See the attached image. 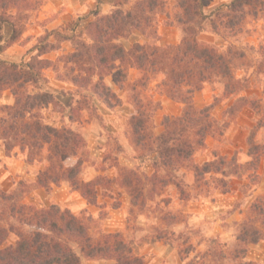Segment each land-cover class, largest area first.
Listing matches in <instances>:
<instances>
[{
    "label": "trees",
    "instance_id": "trees-1",
    "mask_svg": "<svg viewBox=\"0 0 264 264\" xmlns=\"http://www.w3.org/2000/svg\"><path fill=\"white\" fill-rule=\"evenodd\" d=\"M176 2L180 13L176 14L175 20L183 37L175 45L158 44L154 15L162 4L160 0H137L129 9L116 1L107 14L99 11L102 0H95L96 8L89 13L92 20L83 31H76L80 17L64 28L45 31L31 48L34 56L23 66L0 59V91L9 89L14 98L13 105L0 107V141L5 154L19 147L26 151V161L31 163L44 148L47 149V165L37 173L33 182L21 180L9 193L0 192V264H83V259L144 264L119 232L94 237L88 225L68 209L57 204L37 207L22 201L35 188L49 191L52 185L66 182L88 204L95 205L101 183L114 181L101 175L83 180L80 177L81 156L75 164L65 165L69 158L77 157L85 150V139L70 125L56 127L43 120L42 109L62 105L53 93L43 89V71L52 62L41 57L56 51L62 42H69L74 48L65 56L73 65L70 82L77 88L91 91V95L78 91V99L66 106V118L70 124L78 122L83 111L96 115L93 98L108 109L121 104V99L105 84V77H110L119 90L129 89L131 92L135 109L129 118L132 137L137 146L157 157L152 175L132 168L120 172L119 184L132 204L143 194H152L157 183H172L181 189L178 182L158 177L157 168L169 171L191 164L194 182L199 186L206 184V176L220 175L214 178V183L215 189L223 194L230 192V184L225 178L228 174H245L247 183L242 185V191L259 182L257 168L264 155V145L254 141V131L262 127L260 121L246 140L250 158L246 163L238 165L235 157L226 160L223 156L200 164L193 162L195 152L205 146L206 137L220 133L219 121L211 115L215 103L197 108L193 95L202 89L203 83L218 76L225 81L224 93L235 97L225 113L234 117L243 106L260 111L258 99L241 95L246 88V79L235 77L232 71L233 64L244 57L243 51L232 45L220 50L199 40L198 35L206 21L215 33L224 36L226 30L237 28L249 15L264 16V0H230L219 6L212 17L204 13L209 0ZM26 7V0H0V54L22 35ZM5 26L11 29L7 39L3 33ZM135 31H139L145 41L125 48L120 40L129 38ZM130 68L139 73L132 83L127 79ZM159 73L164 75L157 84L160 93L183 107L179 116L163 117V130L154 134L150 130L149 119L159 109L160 103L141 99L138 89H146L150 79ZM28 85L35 92L29 93L26 90ZM148 186L152 188L147 189ZM10 235L15 236V242L6 244ZM262 239L264 196L259 195L251 202L249 215L237 224L235 243L228 251L229 255L236 264H259L244 258L249 246ZM191 252V246L178 248L182 261H186ZM185 264L204 263L189 259Z\"/></svg>",
    "mask_w": 264,
    "mask_h": 264
},
{
    "label": "rangeland",
    "instance_id": "rangeland-1",
    "mask_svg": "<svg viewBox=\"0 0 264 264\" xmlns=\"http://www.w3.org/2000/svg\"><path fill=\"white\" fill-rule=\"evenodd\" d=\"M120 1L129 9L137 0H102L99 11L107 14L113 9V3ZM230 0H209L204 13L213 16L216 9ZM27 7L23 11L24 31L17 42L0 54V59L24 65L30 61L35 52L31 48L45 31L64 28L68 23L77 20L76 31H83L92 20L89 14L96 8L95 0H26ZM154 15L155 29L159 35L158 44H178L183 32L176 23L175 16L180 13L176 0H160ZM225 31V30H224ZM7 39L11 33L9 26L3 29ZM198 39L206 44L224 50L232 45L243 51L244 57L233 64V74L237 78L246 79V88L241 95L250 99H258L259 112L248 106H243L231 117L225 113L233 104L235 97L224 93L225 81L213 76L203 83L202 89L193 95L197 108L215 103L211 115L219 121L220 128L213 136L205 139V146L198 149L193 162L202 163L223 156L226 160L235 157L238 165L246 163L250 158L247 154L246 140L254 127L260 121L261 128L254 132V141L264 145V16H247L237 28L226 30L224 36L215 33L206 21ZM144 36L135 31L127 39L120 42L125 48H130L135 42L142 43ZM59 48L41 58L48 59L52 64L43 71V89L55 95L61 107L42 109L43 120L53 126L70 125L81 133L86 142L83 154L71 157L65 165H73L81 156L83 164L80 177L92 180L101 175L114 181H103L98 188L95 205L88 204L77 191L72 190L66 182L52 185L49 191L35 188L26 194L22 201L37 207L57 204L68 209L82 219L89 227L90 233L98 237L102 233L119 232L131 245L134 255L141 257L144 264H185L187 260L203 262L204 264H236L229 255L235 243L237 224L249 215L251 202L259 195L264 196V155L261 157L257 174L259 182L242 191V185L247 183L245 174L240 176L228 174L225 178L230 184V192L223 194L215 189L214 178L206 176L207 182L196 185L191 170V164H184L177 170L157 168L158 177L172 179L180 184L178 189L174 184L157 183L152 194H143L134 204L119 184L120 172L124 169H135L139 173L152 175L156 155L136 145L129 118L135 109L129 89L119 90L110 77L104 82L121 99V104L108 109L93 98L97 108L96 115L83 111L80 120L70 124L67 120L66 106L78 99V91L91 95L87 88L82 90L70 82L73 67L66 55L74 51L69 42L57 45ZM76 73V72H75ZM74 73V74H75ZM139 77L137 70L130 68L127 79L130 83ZM164 79L163 74H157L150 79L146 89H138L143 100L159 101L160 107L149 119L150 130L159 134L163 127V117L179 116L182 105L160 93L157 84ZM29 93L35 92L28 85ZM14 98L9 89L0 91V107L11 106ZM62 109L63 113H60ZM65 111H64V110ZM0 112V116H1ZM47 149L44 148L35 160L27 163L26 151L14 147L6 155L0 141V192L9 193L17 187L21 180L33 182L37 173L46 165ZM148 186L147 189H151ZM251 188L253 190H251ZM162 237V238H160ZM15 236L10 235L6 244L15 242ZM180 246H191L192 252L186 261L178 255ZM264 264V239L255 245H250L244 258ZM83 264H115L112 260H86Z\"/></svg>",
    "mask_w": 264,
    "mask_h": 264
},
{
    "label": "crops",
    "instance_id": "crops-1",
    "mask_svg": "<svg viewBox=\"0 0 264 264\" xmlns=\"http://www.w3.org/2000/svg\"><path fill=\"white\" fill-rule=\"evenodd\" d=\"M103 4V3H102Z\"/></svg>",
    "mask_w": 264,
    "mask_h": 264
}]
</instances>
